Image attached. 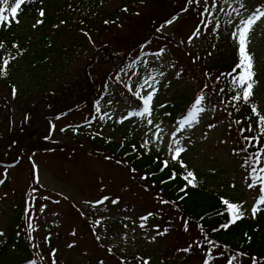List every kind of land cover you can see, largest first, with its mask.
Listing matches in <instances>:
<instances>
[{
  "label": "rangeland",
  "instance_id": "1",
  "mask_svg": "<svg viewBox=\"0 0 264 264\" xmlns=\"http://www.w3.org/2000/svg\"><path fill=\"white\" fill-rule=\"evenodd\" d=\"M186 1L181 5L177 1L173 12L181 11ZM197 1L202 0L187 2V11L178 12L169 19L171 23L167 19L147 31L150 39L143 47L145 53L136 61L128 60L122 81L117 82L116 76L112 81L110 78L100 112H96L93 103L95 94L86 93L82 103L88 107L83 110L57 109L51 114L38 110L28 117L11 97L9 88L0 87V106L6 108L5 115L19 133L14 141L5 136L7 125L0 127V181L5 179L0 183V245L10 237L14 239L10 247L16 245L20 238L16 231L22 226L25 244L29 249L32 244L29 260L24 264L29 261L30 264L33 261L35 264H201L194 232L182 215L157 197V192L149 189L141 176L134 175L129 165L95 148L85 137L81 142L73 137L76 127L88 123L92 116L93 121L89 122L92 127L109 138L120 139L125 133L142 136L172 163L181 166L182 162L184 168L197 174L212 189L241 205L244 214L264 217V204H260L264 191L260 182L249 186L255 176H250L246 164L248 149L241 147L240 133L210 91L208 79L198 64L200 35L211 25L205 21V11L202 16L198 14L202 8L195 4ZM242 2L244 8L236 0L228 5L232 17L238 20L241 16L236 15L234 8H239L246 18L264 6V0ZM192 9L198 11L193 13ZM142 10L143 19L156 13L153 7ZM28 20L33 26L30 16L22 17L19 22L24 26ZM127 20L122 32L133 28L135 21ZM119 28L105 36L113 39ZM250 47L261 75L256 89L264 115V19L253 27ZM87 58L80 61L81 67L73 70L72 79L77 84L83 83L84 76L93 83L103 72L99 64H88ZM114 59L112 56L111 60ZM146 79L152 87L145 84L141 88ZM24 86L25 83L19 84V93L25 90ZM154 89L158 91L150 125L146 118L130 114L142 102L134 93L139 91L143 96ZM201 94L205 96L202 102L205 111L199 115L198 122L180 129L179 121ZM22 124L25 130L20 129ZM40 141L45 145L38 146ZM177 147L186 151L179 160H173ZM104 197L108 199L97 203ZM253 208L260 210L253 214ZM246 258L238 253L235 263L249 264Z\"/></svg>",
  "mask_w": 264,
  "mask_h": 264
},
{
  "label": "trees",
  "instance_id": "2",
  "mask_svg": "<svg viewBox=\"0 0 264 264\" xmlns=\"http://www.w3.org/2000/svg\"><path fill=\"white\" fill-rule=\"evenodd\" d=\"M176 2L177 5L182 2L184 4V0H29L21 6L15 18L5 10V15H9L10 19L0 25V69L6 73L0 75V87L9 88L11 97L28 117L32 116V111L38 110L49 114L57 109L83 110L87 105L83 106L82 103L86 93L95 94L93 103L96 112H100L104 104L102 99L105 87L115 76L117 82L122 81L128 60L136 61L145 53L143 47L150 39L147 31L162 25L178 12L187 11L188 8L184 9L189 0L181 7V11L173 12ZM230 2H195L199 3L196 4L198 8H202L198 12L200 16L205 8L208 9L204 14L205 21L211 25L200 35V49L196 56L208 79L210 91L215 99H219H216L218 104L228 113L240 133L241 147L248 149L246 164L250 176H261L263 172L259 170L264 168V132L260 129L264 124L252 112L255 106L263 115L258 102L259 91L255 86L254 96L247 104L243 100H234L233 97L241 90L233 89L232 76L227 75L238 63V49L232 32L237 30L236 26L240 23V20L229 15ZM142 7H153L157 14L153 13L151 17L143 19ZM0 8L5 6L0 3ZM41 10L44 16H40ZM195 10L191 11L195 13ZM29 16L34 20V25L31 26L28 20L23 26L19 20L22 17L29 19ZM128 18L135 21L133 28L122 32L125 30L121 28ZM38 20L42 23L38 24ZM118 26L119 33L113 39L105 36ZM201 26L202 23L199 24ZM110 46H114L113 49ZM112 56L114 60H111ZM85 57H88V64H99L103 72L100 70L99 80L93 83L84 76L83 83L78 81L77 84L72 79L73 70L77 66L81 67L80 61ZM3 60L9 61L6 68ZM255 71L259 84L261 75L256 65ZM84 72V69L80 70L82 77ZM22 83H25V90L19 93V84ZM73 91L75 94L72 95ZM4 99L8 100L6 97ZM70 99L73 101L70 102ZM42 105L43 108H40ZM142 106L141 102L135 111H140ZM5 109L0 106V127L7 125L5 136L15 141L19 133L5 115ZM82 126H77L72 134L77 142L85 137L95 148L109 152L129 165L132 173L141 176L148 188L159 191L175 211L188 219L194 239L199 245L197 254L201 257V264H236L238 253L247 257L249 263L264 264V217L244 215L243 219L230 223L231 211L223 203L226 198L222 192L212 189L197 174L194 175L195 186L187 184L183 177L191 171L172 163L142 136L125 133L120 139L109 138L97 129L83 130ZM23 127L24 124L20 129ZM245 136L249 139L246 140ZM37 145H45V142L40 141ZM165 161H168V167L164 166ZM253 168L257 169L256 173L252 172ZM228 202L234 203L233 200ZM18 232L20 238L16 245L10 247L14 242L11 237L0 245L1 264H24L29 259L31 246L30 250L22 233Z\"/></svg>",
  "mask_w": 264,
  "mask_h": 264
},
{
  "label": "snow or ice",
  "instance_id": "3",
  "mask_svg": "<svg viewBox=\"0 0 264 264\" xmlns=\"http://www.w3.org/2000/svg\"><path fill=\"white\" fill-rule=\"evenodd\" d=\"M27 2H29V0H11V3L9 2V0H0V3H2L5 6V8H0V25H2L4 22L9 21L10 19L9 15H5V10L10 12L12 18H15L18 14V10L21 9V6ZM190 2L191 0H189V3ZM236 2L239 3L240 8L245 7L242 0H236ZM225 3H228V0H225ZM205 11H208V9L205 8ZM233 11L236 13L237 16H241L240 23L236 26L237 30L232 32L233 40L237 44V49H238V63L232 69V72L228 73L227 75L232 76L231 84L233 89L239 88L241 90L239 94L233 97V99L243 100L247 104L254 96V89L258 83V81L256 80L257 74L255 71L254 54L250 50V37L253 31V27L257 24L258 21L264 19V6H262L261 8H257L246 18L242 17L239 8H234ZM44 15H45L44 11L41 10L40 16H44ZM229 15H231V13H229ZM171 22L172 21L169 20L167 23H171ZM37 23L38 24L42 23V21L38 20ZM196 31L199 32V28H197ZM193 35L195 36L196 33H193ZM0 47H2V45H0ZM2 63L3 66L6 68L9 61L3 60ZM237 70L239 71L237 72ZM0 75H6V73L2 69H0ZM152 80H155V77H152ZM145 84H147L149 87H152V84L147 79L144 81V84L140 85V87L143 88ZM156 91L158 90L154 89L152 92H149L143 96L139 91L135 92L134 95L142 100L143 106L140 111L132 112L130 115L146 118L148 124L150 125L153 124V120L150 119V117L152 116L153 113L152 105ZM204 100H205V96L203 94L199 95L195 99L193 105L188 110L187 114L184 116L183 119L179 121L180 129H183L185 126H192L194 122H198L199 115L205 111V108L202 107V102ZM97 103H99V101H97ZM160 107H164V105H161ZM97 111H99V109H97ZM252 112L259 118V122L261 124H264V115H261L255 106L252 107ZM166 115L168 114L166 113ZM210 127H214V126L210 125ZM250 130L251 127H249L248 131ZM243 131L244 130H242V132ZM260 131L264 132V127H261ZM245 139L248 140L249 137L245 136ZM253 139L256 138L253 137ZM176 143L178 144L179 141H176ZM184 151H186V149L183 147L175 148L172 159L179 160L181 153H183ZM164 166L168 167V161L164 162ZM181 166L186 167V165H183L182 162H181ZM259 171L264 172V168H261ZM252 172L256 173L257 169L253 168ZM183 178L187 181V184L195 186L194 184L195 176L192 172H188L187 176ZM255 179L260 182L261 191H264V176L257 175ZM2 182L3 181H0V183ZM249 186L253 187L255 185L253 184ZM107 199L108 197H104L102 200L97 201V203H103L104 200ZM116 202L117 201H112V203H116ZM223 203L227 205L228 209L231 211L230 223H235L236 221L243 219L244 213L241 210V205L235 203H229L227 200H223ZM260 204H264V196L260 198ZM259 210H260L259 208H253L252 210L253 214H255ZM144 219L147 218L145 217ZM228 226L229 225H224V227H228ZM29 227H31V224H29ZM97 239H99V237H97ZM185 251H187V249H185ZM32 264H35V261H33ZM101 264H103V262H101Z\"/></svg>",
  "mask_w": 264,
  "mask_h": 264
}]
</instances>
